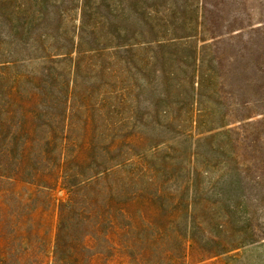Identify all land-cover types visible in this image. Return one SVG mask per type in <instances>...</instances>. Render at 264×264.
<instances>
[{
  "label": "rangeland",
  "instance_id": "1",
  "mask_svg": "<svg viewBox=\"0 0 264 264\" xmlns=\"http://www.w3.org/2000/svg\"><path fill=\"white\" fill-rule=\"evenodd\" d=\"M126 2L136 6L134 0ZM139 3L159 12L154 13L153 19L140 16L144 28L146 22L156 24L164 10L174 24L185 20L190 23L200 16L198 36L194 38L200 53L197 65L194 59L183 56L192 53L185 52L181 58L174 57L175 65L172 62L166 66L175 72L171 79L160 73L149 81L154 76H150V71L163 68L168 60L156 59L155 53L145 51L140 56L144 63L151 62V70H133L130 78L139 77L144 85L143 93L138 90L135 95L142 105H151L153 110L156 102L163 108L170 106L168 114L152 112L153 116L162 117V126H155V122H150L153 119L146 116L145 122L151 124L138 126L137 130L150 136H175V143L199 152V165L210 166V174L189 190V200L194 199L196 207L202 206V212L175 208L181 200H185L183 204L188 202L178 183L170 185L169 212L150 203L149 184L135 179L144 170V161L132 151L128 157L139 161L115 174L124 178L129 189L128 212H67L61 207L70 198L65 189H36L21 181H0V264H264V0ZM127 78L126 82H130ZM104 81L109 84L103 85ZM110 84L114 86L115 81L107 72H82L75 105L77 95L87 88L101 86L109 93ZM166 87L172 93L160 95ZM35 100L34 107L28 106L43 111V101ZM146 111L143 108L135 116L142 117ZM74 114L77 121L87 115L84 110L78 112V108H74ZM162 115L183 120L185 133L190 132L194 120V138L185 144L178 137L181 129L175 123L167 129ZM94 118L100 119L97 131L104 138L111 135L105 133L121 132L110 125L107 116L95 113ZM34 121L40 122L36 118ZM79 141L76 136L70 139V152H77ZM61 143L62 139L58 142L60 151ZM29 144L31 150L39 151V145L43 149V139L39 140L37 133ZM138 144V150H146L145 141ZM225 170L230 174L225 175ZM18 200L25 204L24 210L17 206ZM5 206L11 207L10 212H3ZM177 230L187 238L178 239ZM138 232L142 242L137 239Z\"/></svg>",
  "mask_w": 264,
  "mask_h": 264
},
{
  "label": "trees",
  "instance_id": "2",
  "mask_svg": "<svg viewBox=\"0 0 264 264\" xmlns=\"http://www.w3.org/2000/svg\"><path fill=\"white\" fill-rule=\"evenodd\" d=\"M134 1L136 6L126 0H0V181H21L36 189H65L70 198L61 207L67 212H128L129 189L124 178L115 174L141 159L145 167L135 179L149 184L150 203L169 212L170 185L178 183L188 202H176L175 208L202 212V206L196 207L194 199L189 200V190L196 181L201 184L205 174H210V166L199 165V152L175 143V136H150L137 130L138 126L151 124L145 122L146 116L153 119L150 122H155V126H162V117L156 112L168 114L170 106L163 108L156 102L153 110L151 105H142L135 95L138 90L143 93L144 85L139 77L130 78L133 70H151V62L144 63L140 56L145 51L155 53L156 59L168 60L163 68L150 71V76L156 77L151 76L149 81L160 73L171 79L175 72L166 66L172 62L175 65L174 57L181 58L185 52L192 53L183 56L194 59L197 65L200 53L194 38L198 36L200 16L190 23L185 20L174 24L164 10L156 24L146 22L144 28L140 16L153 19L154 13L159 12L144 8L146 5L140 4V0ZM196 11L199 13V9ZM84 71L107 72L115 85L110 84L109 93L101 86L87 88L77 95L75 105L78 77ZM126 74L130 82H126ZM164 93L160 95L169 96L172 92L166 87ZM34 99L43 101V111L28 106H35ZM74 108L87 113L82 121L75 119ZM143 108L146 115L135 116ZM154 111L157 115L153 116ZM95 113L107 116L110 125L121 132L105 133L111 135L104 138L97 131L101 121L95 120ZM162 116L167 129L174 123L181 129L178 137L184 143L194 138V120L190 132L185 133L183 120ZM35 118L40 122H35ZM128 128L135 132L126 133L124 129ZM36 133L39 140L43 139V149L39 145V151L31 150L29 144ZM74 136L80 139L75 154L68 147ZM143 141L146 150H138L136 146ZM129 151L139 159L129 158ZM17 206L20 210L25 208L19 200ZM11 207L5 206L3 212H10ZM5 217L8 223L9 216ZM177 231L178 239L187 238ZM137 239L143 241L140 232Z\"/></svg>",
  "mask_w": 264,
  "mask_h": 264
}]
</instances>
